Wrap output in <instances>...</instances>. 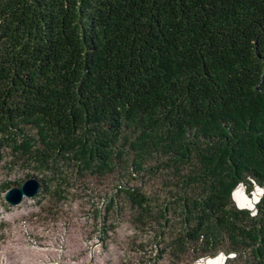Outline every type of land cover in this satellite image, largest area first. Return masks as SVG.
Wrapping results in <instances>:
<instances>
[{"label":"trees","instance_id":"trees-1","mask_svg":"<svg viewBox=\"0 0 264 264\" xmlns=\"http://www.w3.org/2000/svg\"><path fill=\"white\" fill-rule=\"evenodd\" d=\"M27 125L47 164L191 163L184 239L264 264V193L255 215L232 196L264 188V0H0V135L30 150Z\"/></svg>","mask_w":264,"mask_h":264},{"label":"rangeland","instance_id":"rangeland-1","mask_svg":"<svg viewBox=\"0 0 264 264\" xmlns=\"http://www.w3.org/2000/svg\"><path fill=\"white\" fill-rule=\"evenodd\" d=\"M21 132L30 136V150L19 149V135H0V264H197L208 258L184 239L175 197L197 187L183 185L192 180L191 163L169 166V155L157 154L140 170L126 146L107 169L79 167L68 158L47 164L41 155L33 158L42 150L37 128L27 125ZM31 177L41 181L36 196L18 205L4 199L6 185ZM241 185L249 195L256 190ZM126 189L145 194V202L132 201Z\"/></svg>","mask_w":264,"mask_h":264},{"label":"water","instance_id":"water-1","mask_svg":"<svg viewBox=\"0 0 264 264\" xmlns=\"http://www.w3.org/2000/svg\"><path fill=\"white\" fill-rule=\"evenodd\" d=\"M40 180L36 177L26 179L20 186H11L5 192L4 199L13 205L20 204L25 197L31 198L36 196L41 188ZM263 190V189H262ZM259 197L258 201L260 200ZM227 260V256L225 255Z\"/></svg>","mask_w":264,"mask_h":264},{"label":"bare ground","instance_id":"bare-ground-1","mask_svg":"<svg viewBox=\"0 0 264 264\" xmlns=\"http://www.w3.org/2000/svg\"><path fill=\"white\" fill-rule=\"evenodd\" d=\"M234 198L238 201L240 207L253 208L257 204L258 199L261 195V188L256 189L253 195H249L246 188L240 185L233 191ZM225 254H220L219 256L209 257L206 260H201L197 264H225Z\"/></svg>","mask_w":264,"mask_h":264},{"label":"built area","instance_id":"built-area-1","mask_svg":"<svg viewBox=\"0 0 264 264\" xmlns=\"http://www.w3.org/2000/svg\"><path fill=\"white\" fill-rule=\"evenodd\" d=\"M253 213H255V214H256V210H253V211H252V214H253Z\"/></svg>","mask_w":264,"mask_h":264},{"label":"clouds","instance_id":"clouds-1","mask_svg":"<svg viewBox=\"0 0 264 264\" xmlns=\"http://www.w3.org/2000/svg\"><path fill=\"white\" fill-rule=\"evenodd\" d=\"M253 215H255V213H253Z\"/></svg>","mask_w":264,"mask_h":264}]
</instances>
